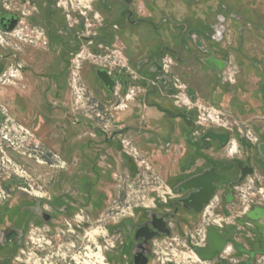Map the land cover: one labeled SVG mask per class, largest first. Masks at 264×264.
Wrapping results in <instances>:
<instances>
[{
	"label": "rangeland",
	"instance_id": "rangeland-1",
	"mask_svg": "<svg viewBox=\"0 0 264 264\" xmlns=\"http://www.w3.org/2000/svg\"><path fill=\"white\" fill-rule=\"evenodd\" d=\"M92 1L74 2L77 7ZM106 1L113 8L97 6L93 15L80 7L88 13L87 24L93 25L84 27L81 35H105L101 39L110 48L97 63L81 58L74 71L67 72L58 64L52 72L57 84H26L25 91L35 95L32 103L24 96L25 84L0 83V90L17 94L13 103L0 97V264H107L108 215L122 214L112 216L117 224L141 206L153 208L156 191L170 193L161 183L175 160L166 143L181 123L151 111L147 103L177 112L180 101L184 111L202 115L204 130L225 125L232 130L233 143L248 145L250 131L251 139L264 142V0H133L122 30L113 29L119 4ZM3 5L9 1L0 0V10ZM14 42L22 48L20 60L28 64V50L43 54L35 45L0 32V77L14 69L12 61L2 60ZM204 49L230 63L225 74L233 83L218 80L207 65L210 52ZM167 56L178 61L174 73L184 83L180 91L187 98L168 94L174 84H158L163 76L155 65ZM42 64L36 66L38 74L44 73ZM96 68L114 70L113 76L144 90L132 110L115 113L121 122H113L121 129L134 126L128 141L137 161L124 157L119 147L94 150L89 130L93 121L85 116L93 112L95 95H112L94 83ZM18 75L16 82L23 81ZM74 82L80 83L79 93ZM77 119L89 125H76ZM160 186L163 189L155 190ZM39 205L55 215L52 227L36 217ZM69 208L68 215L62 214ZM204 234L193 233L199 238ZM160 252L157 264H199L191 248Z\"/></svg>",
	"mask_w": 264,
	"mask_h": 264
},
{
	"label": "flooded vegetation",
	"instance_id": "flooded-vegetation-1",
	"mask_svg": "<svg viewBox=\"0 0 264 264\" xmlns=\"http://www.w3.org/2000/svg\"><path fill=\"white\" fill-rule=\"evenodd\" d=\"M8 1L9 5H3L4 10H0V32L27 41L30 47L35 45L37 51L43 53L38 56L34 55L33 48L28 50L32 63L28 64L20 60L22 48L14 42L12 52L3 56L2 60H11L12 66L20 74L19 79L23 77V81L15 80V84H24L23 75L26 73L38 74L36 66L41 63L44 73L38 74L39 78L50 84H57L55 80L57 76L52 72L58 64L61 65V69L64 67L63 71H72L79 59L93 58L92 61L97 63L96 60L102 58L105 50H110L106 45L108 43H104V38L101 39L105 35H90L91 33L87 36L81 35L84 27H93L92 24H87L90 23V19L87 12L80 11L81 5L83 8H89L90 14L93 15L96 14L97 6L104 8L108 5L113 8L106 0H93L90 5L80 3L77 7L75 0ZM115 1L119 4L120 15L115 19L113 29L122 30L123 24L128 21V8L133 0ZM93 18L96 19V15ZM119 21L122 26L118 25ZM10 27H13L12 31L6 32ZM104 29L108 33L111 32L108 26ZM37 35H40L39 41L35 40ZM84 43L89 49L83 45ZM204 51L210 52L208 62L211 66L208 63L207 65L213 74L219 81L222 79L226 80L225 82L229 81L226 79L228 74H225V70L230 63L217 59L209 49ZM167 57L172 60L170 73H166L164 69V60ZM167 57L160 59L155 65L156 70L163 76L158 84H174L168 89V94L178 99L180 96L185 98L186 95L180 91L183 86L179 85L184 83L174 73L178 61L174 57ZM95 71L97 80L94 83L103 84L106 88L100 77V72H106L116 81V85L121 83L123 93L130 87L123 82L122 77L113 76L114 70L96 68ZM136 88L139 92L131 102V107L128 106L127 109H131L132 104L135 105L140 100V95L144 93L142 87ZM113 92L110 98L104 97L102 92L93 98L102 108L109 110L115 101ZM147 104L148 108L168 115L155 107L160 104ZM162 108L172 111L175 115H184V117L168 115L172 120L181 123L180 129H174L172 139L166 143L167 147H170L168 152L173 154L175 160L172 164L173 169L167 172L161 183L168 186L170 193L156 191L153 208L141 206L131 218H124L117 224L112 223V216L115 213H110L111 209L107 210L110 213L104 220L109 222L107 230L110 241L106 242L107 264H157L161 261L160 249L176 247L191 248L199 264H264V217L258 221L249 218L257 209L264 210V142L258 138L251 139L250 136L253 134L250 131L246 136L250 140H247L248 145L233 143V135L230 133L232 130L225 125L204 130L200 127L204 126L202 115L194 111H184L185 108L180 101L177 102V112L171 108ZM119 118L115 115L111 120L102 119L104 126L97 120H92V124L89 125L77 119L76 125H89V130L93 133L91 139L95 151L97 148L101 151L103 149L101 146H105L104 149L115 150L119 147L124 157L131 156V159L137 161L136 155L129 151L132 142L128 141L130 132H134L132 129L134 126L117 128L118 125L113 122H121L122 119ZM86 133L84 134L88 136ZM158 140L161 141L159 138ZM155 184L158 185L159 182ZM156 189H163V186L155 187ZM88 195L91 199L94 197L93 194ZM69 212L70 208L62 214L68 215ZM36 214L35 216L49 227H52L56 220L55 215L44 210L42 205H39ZM202 231L205 233L202 238L193 235ZM210 234L217 235L220 241H224V247L212 260H204L200 258L198 252L210 250Z\"/></svg>",
	"mask_w": 264,
	"mask_h": 264
},
{
	"label": "built area",
	"instance_id": "built-area-1",
	"mask_svg": "<svg viewBox=\"0 0 264 264\" xmlns=\"http://www.w3.org/2000/svg\"><path fill=\"white\" fill-rule=\"evenodd\" d=\"M117 59V57H115ZM101 59V58H99ZM97 61V60H96ZM116 60L114 64H117ZM119 68H122L121 64H118ZM172 67V60L171 58L167 57L164 60V69L166 73H170ZM122 70V69H121ZM19 72L15 69H10L8 73H5L0 77V83L1 84H15L16 78L19 76ZM229 81H233L230 77V74H228L227 78ZM80 83L74 82V88L78 92V86ZM80 90H82L80 88ZM139 92V89L136 87H129L126 93H123V87L121 83H117L115 90L113 92L114 94V103L110 106L109 110L106 108H102L101 104L93 98L92 103V110L93 112L90 115H87L85 117L89 118L90 120H97L99 121L101 126H104L102 119H108L111 120L113 117H115V113L124 112L127 110L129 104L133 102ZM78 102V100H77Z\"/></svg>",
	"mask_w": 264,
	"mask_h": 264
},
{
	"label": "water",
	"instance_id": "water-1",
	"mask_svg": "<svg viewBox=\"0 0 264 264\" xmlns=\"http://www.w3.org/2000/svg\"><path fill=\"white\" fill-rule=\"evenodd\" d=\"M12 28L13 27L8 28L6 32L12 31ZM100 77L105 82L106 88L112 93L114 91V86L116 85V81H114L106 72H100ZM155 107L158 110L162 111L163 113H166L172 117H184L183 114L175 115L172 111L168 109H163L160 105H155ZM263 217H264V210L261 209H257L256 211L252 212L249 215V218H251L254 221H258ZM210 240H211L210 250L209 251L201 250L200 252H198L200 258L204 260H212L218 252L222 251L224 247V241L223 242L220 241L217 235L210 234Z\"/></svg>",
	"mask_w": 264,
	"mask_h": 264
},
{
	"label": "crops",
	"instance_id": "crops-1",
	"mask_svg": "<svg viewBox=\"0 0 264 264\" xmlns=\"http://www.w3.org/2000/svg\"><path fill=\"white\" fill-rule=\"evenodd\" d=\"M9 60V59H7ZM6 61V60H5ZM11 61V60H10ZM53 71H55V69H53ZM25 89L23 90L24 91V96L26 99L29 100L30 103H32L34 101V98H35V95H33L34 93H31V92H28V91H25V90H28L27 89V86L26 84H50L49 82H47L46 80L44 79H41L39 78L38 74L36 73H26L25 74ZM38 87V86H37ZM45 93V92H44ZM47 94H50V91L47 93ZM17 94H15L14 92L11 91V89H1L0 90V97L4 100V101H8L10 103H13L14 101L12 100L13 97H15ZM39 97L41 98V94L38 93ZM38 95L36 97H38ZM151 111H153L151 109ZM152 115V114H151ZM78 138H82V137H78ZM69 141V140H68ZM75 141V140H73ZM66 143V142H65ZM75 143V142H73Z\"/></svg>",
	"mask_w": 264,
	"mask_h": 264
}]
</instances>
